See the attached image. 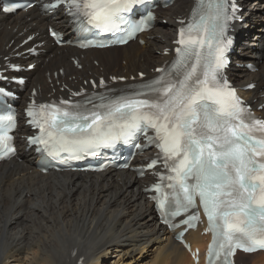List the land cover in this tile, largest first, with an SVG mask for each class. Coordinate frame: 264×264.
<instances>
[{"label": "snow or ice", "instance_id": "obj_1", "mask_svg": "<svg viewBox=\"0 0 264 264\" xmlns=\"http://www.w3.org/2000/svg\"><path fill=\"white\" fill-rule=\"evenodd\" d=\"M147 3L55 0L48 7L65 5L68 15L77 20L83 16L93 27L121 31L125 36L118 42L124 43L126 37L151 26L150 11L138 22L125 15ZM204 5L208 11L194 9L199 18L180 29L172 68L156 70L166 76L110 100L100 96L99 104L86 96L78 102L41 104L38 111L30 106L27 115L40 135L28 137V141L43 145V151L77 152L150 127L161 151L148 167L162 159L165 170L172 173L167 176L175 200V211L170 214L177 216L196 207L198 198L208 221L206 231L212 233L209 255L221 264H231L228 258L237 250H264V136L254 135L264 130V121L251 116L221 76L232 43L225 32L229 21L238 19L236 6L229 12V0H198L199 7ZM176 72L183 78L176 77ZM12 126V116L0 117V152L5 154L12 151L8 143ZM196 219V215L190 216L189 226Z\"/></svg>", "mask_w": 264, "mask_h": 264}, {"label": "bare ground", "instance_id": "obj_2", "mask_svg": "<svg viewBox=\"0 0 264 264\" xmlns=\"http://www.w3.org/2000/svg\"><path fill=\"white\" fill-rule=\"evenodd\" d=\"M238 1L243 7V21L236 25L241 33L232 60L238 65L252 63L257 70L233 66L229 76L238 88L255 83L253 91L240 90V93L245 99L255 101L257 110L264 103V38L261 34L264 32V0ZM190 7L191 0H182L167 9L159 8L157 14L167 21L168 27L155 23L153 29L141 37L142 44L133 42L122 48L83 53L74 47H52L46 38V25L54 26L65 35L70 33V25L59 11L49 15L34 7L11 16L0 13V56H7L32 33L34 42L46 41L42 47L45 53L28 61L35 62L36 67L27 77L42 96L48 90L50 94L53 90L57 93V84L59 87L78 84L80 79L107 73L110 68L120 71L124 77L133 76L132 82H137L138 69L151 77L153 74L147 67L152 60V63H161L172 57L171 52L165 56L163 51L171 49V40L175 39L179 25L176 18L187 13ZM70 57L78 59L80 70L74 67ZM93 60L97 61L100 71L93 66ZM121 60L125 61L123 67H119ZM58 69H62V73H58ZM69 76L74 80L68 81ZM129 83L126 81L124 86ZM24 106L22 99L16 107ZM258 115L264 117V108ZM20 129L27 134L25 128ZM17 145V156L0 164V264H136L146 259L152 244L156 246L153 259L144 264H193L189 254L173 239L174 233L160 224L151 200L143 193V185L150 177L139 179L130 170L100 175L54 171L42 174L33 150H27L23 140ZM146 155L137 157V165L143 164ZM203 228L185 235L191 247H197L201 253L209 240L208 235L200 234ZM114 255L117 259L110 262ZM248 259H253L252 264H261L264 253L246 257L239 253L236 264H248ZM198 264H203V257Z\"/></svg>", "mask_w": 264, "mask_h": 264}, {"label": "rangeland", "instance_id": "obj_3", "mask_svg": "<svg viewBox=\"0 0 264 264\" xmlns=\"http://www.w3.org/2000/svg\"><path fill=\"white\" fill-rule=\"evenodd\" d=\"M183 6V5H182ZM182 6H181V8H182ZM162 18H160V19H158V24H160V26H162V28H166V27H168L167 25V22L165 23H163L162 21L163 20H165V19H162ZM166 21V20H165ZM261 34H263V38H264V32H262ZM33 42V41H32ZM122 61V60H121ZM120 61V62H121ZM154 60H152L151 62H150V65H153L152 64V62H153ZM119 62V67H123L124 65H125V61H122V63H120ZM257 65H259V64H257ZM94 66V65H93ZM95 67V66H94ZM96 68H97V71H100L99 70V68H98V66H96ZM258 68H259V66H258ZM257 69V68H256ZM113 70V69H112ZM138 70H143V69H138ZM146 71V70H145ZM141 73H143V74H145L143 71H141ZM155 248H156V246L154 245V244H152L151 246H149V252L147 253V257H146V259L144 260V261H140V260H138L137 262H136V264H144V263H146V262H149V261H151L152 259H153V252H154V250H155ZM153 250V251H152ZM150 253H152V254H150ZM151 255V256H150ZM137 256V255H136ZM113 257H115V258H110V262H112L114 259H117V256H113ZM113 259V260H112ZM112 260V261H111ZM147 260H149V261H147ZM243 260V259H242ZM253 263V259H248V264H252Z\"/></svg>", "mask_w": 264, "mask_h": 264}]
</instances>
